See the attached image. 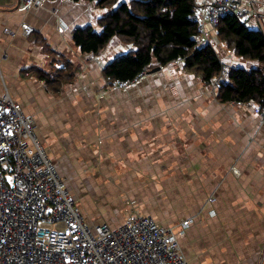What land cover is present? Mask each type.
Segmentation results:
<instances>
[{
  "label": "crops",
  "instance_id": "1",
  "mask_svg": "<svg viewBox=\"0 0 264 264\" xmlns=\"http://www.w3.org/2000/svg\"><path fill=\"white\" fill-rule=\"evenodd\" d=\"M18 7L19 0H0V95L7 90L34 119L36 136L78 206H86V223L116 229L136 211L174 228L188 264L261 261L264 122L256 105L221 104L181 61L155 67L136 86L111 89L104 69L131 48L116 39L98 55L83 54L73 40L109 10L73 0ZM258 17L264 24V7ZM22 24L35 33L25 37ZM205 29L229 58L216 29ZM67 63L74 76L54 92L39 75H59ZM182 220L192 221L183 231Z\"/></svg>",
  "mask_w": 264,
  "mask_h": 264
},
{
  "label": "built area",
  "instance_id": "2",
  "mask_svg": "<svg viewBox=\"0 0 264 264\" xmlns=\"http://www.w3.org/2000/svg\"><path fill=\"white\" fill-rule=\"evenodd\" d=\"M49 0H19L29 12ZM259 0H200L191 20L198 27V47L210 45L206 25L217 27L228 15L264 32L258 18ZM264 5V4H263ZM22 34L35 29L22 24ZM9 35L15 34L5 30ZM231 67L224 65L212 84H228ZM116 81L112 89L136 86ZM0 79L2 74L0 70ZM242 105V104H237ZM248 105V104H246ZM254 112L264 122V109ZM239 175L237 169H232ZM212 201V200H210ZM191 220L179 223L181 231ZM0 264H188L172 227L131 211L123 225L104 221L87 224L81 208L35 133L34 119L25 114L7 90L0 95Z\"/></svg>",
  "mask_w": 264,
  "mask_h": 264
},
{
  "label": "trees",
  "instance_id": "3",
  "mask_svg": "<svg viewBox=\"0 0 264 264\" xmlns=\"http://www.w3.org/2000/svg\"><path fill=\"white\" fill-rule=\"evenodd\" d=\"M73 1H93L109 10L96 21V27L75 31L74 43L83 54L98 55L116 39L135 48L106 65L104 77L110 83L131 82L154 64L166 67L178 61L207 85L223 71L225 64L214 47L197 45L198 27L191 20L197 0ZM216 34L240 62L256 65L249 69L240 64L232 66L230 82L218 86L217 100L221 104H253L264 109V32L228 15L220 20ZM65 67L66 71L59 75L40 73L39 77L52 91L59 92L74 76L72 65L67 63Z\"/></svg>",
  "mask_w": 264,
  "mask_h": 264
},
{
  "label": "rangeland",
  "instance_id": "4",
  "mask_svg": "<svg viewBox=\"0 0 264 264\" xmlns=\"http://www.w3.org/2000/svg\"><path fill=\"white\" fill-rule=\"evenodd\" d=\"M260 7H264V5L263 4H259L258 5V15H259V9H260ZM259 18V17H258ZM253 24H254V21H252L250 24H248V26L249 27H251V28H254V26H253ZM212 27V26H211ZM214 28V30L216 29L215 27H213ZM219 39V38H218ZM118 40H120V39H118ZM208 41L210 42V45H213V43L209 40V38H208ZM120 42H122L123 44H125L126 46H128V48H131L130 49V52H132V51H134L135 50V48L133 47V46H131V45H129L128 43H125V42H123V41H121L120 40ZM226 47H227V49L230 51V49L228 48V46H227V44L225 45ZM230 53L232 54V52L230 51ZM219 56H220V58H221V60L224 62V64H226L227 66H229V67H232V66H234V65H237V64H240V65H242L241 63H243V62H240V60L239 59H237L233 54L232 55H230L229 56V58L227 57V58H225V57H223V55H222V53L220 54L219 53ZM227 60H229V61H227ZM234 61H236V62H234ZM255 64H253V63H245V66L249 69L251 66H254ZM155 67H159L157 64H154L153 66H152V68L150 69V70H152V69H154ZM150 70H148V71H150ZM186 71V74L188 75V74H191V75H194V77L195 78H197V79H200L201 80V78L198 76V75H195V74H193V73H190V72H188L187 70H185ZM147 73L148 72H145L144 73V77L147 75ZM143 78V77H142ZM141 78V79H142ZM141 79H140V81H141ZM108 85V87H110L111 88V86H113V83H108L107 84ZM112 89V88H111ZM210 90H211V92H213V93H215V92H218V86H216V85H214V84H211L210 85ZM128 202H130L129 200H128ZM128 202H126V204H128L127 206H128V208L129 209H135V206L134 205H132V203H128ZM81 206V209L82 210H84L83 208H84V204H80ZM99 205V204H98ZM97 205V206H98ZM86 207V206H85ZM99 219H101V218H99ZM264 251V250H263ZM264 258V252H263V254H262V256H261V261L259 260V262L257 263V264H262V262H263V259Z\"/></svg>",
  "mask_w": 264,
  "mask_h": 264
},
{
  "label": "water",
  "instance_id": "5",
  "mask_svg": "<svg viewBox=\"0 0 264 264\" xmlns=\"http://www.w3.org/2000/svg\"><path fill=\"white\" fill-rule=\"evenodd\" d=\"M158 70H160V68H157V69L153 70L152 72H156V71H158ZM149 73H150V72H149Z\"/></svg>",
  "mask_w": 264,
  "mask_h": 264
}]
</instances>
